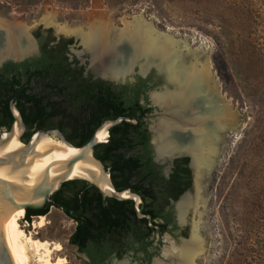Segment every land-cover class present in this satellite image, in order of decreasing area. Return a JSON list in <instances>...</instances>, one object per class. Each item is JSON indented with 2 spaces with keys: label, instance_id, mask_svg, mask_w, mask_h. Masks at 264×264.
Returning a JSON list of instances; mask_svg holds the SVG:
<instances>
[{
  "label": "rangeland",
  "instance_id": "rangeland-1",
  "mask_svg": "<svg viewBox=\"0 0 264 264\" xmlns=\"http://www.w3.org/2000/svg\"><path fill=\"white\" fill-rule=\"evenodd\" d=\"M140 16L197 48L211 93L238 121L227 129L218 162L200 186L204 254L196 264H264V0H0V17L21 21L31 33L50 26L53 34L70 36L58 26L86 29L100 18L118 31ZM45 17L54 24H44ZM41 217L42 227L33 225L39 218L25 221L24 214L19 225L48 241L53 261L82 264L67 244L70 221L55 208ZM43 253H33L31 263Z\"/></svg>",
  "mask_w": 264,
  "mask_h": 264
},
{
  "label": "flooded vegetation",
  "instance_id": "flooded-vegetation-1",
  "mask_svg": "<svg viewBox=\"0 0 264 264\" xmlns=\"http://www.w3.org/2000/svg\"><path fill=\"white\" fill-rule=\"evenodd\" d=\"M50 28L48 26L44 28L45 30L32 32L37 47L31 48L32 53L29 56L20 61L8 59L0 65V131L9 129L12 124L13 114L10 103L14 95L16 108L19 101L47 102L51 100L50 88L42 82L43 75L36 71L42 66L41 60L46 59L43 57V52L50 51V45L61 43L59 59L63 72L62 97L65 117L98 116L95 96L99 93L97 87L99 80L105 82V86L111 93L120 94V104L129 113L133 112L131 100L135 96L139 109L137 108L138 110L136 109L133 114L139 117L140 125L137 129H130L124 134L132 140L140 134L144 137L147 143L145 146L150 150L152 161L159 166L163 178H111L108 171L110 175V178H107L108 183L114 188L117 197L100 191L95 183L79 179L80 185L94 188L76 193L82 199L79 207L64 211L54 205L42 210L43 206L31 217L40 219L42 215L49 213L50 208L58 209L72 224L67 244L74 249L75 256L82 264H154V262L173 264L172 257L164 255V249L173 251L182 242L187 241L191 236L192 225L197 221V234L203 243V214L201 200H198L196 207H189L186 210L183 221L180 222L178 216L179 200L187 193L192 197L195 195L194 171L190 166L191 156L183 152L174 157L171 162L165 163H159L154 159L153 132L150 126L151 118L155 116L154 111H160V109L152 102L151 93L154 88L161 86L158 84L164 82V75L157 73L154 67H150L149 72H147L148 69L140 73L139 66L135 64L124 81L114 82L103 79L91 64L90 53L80 44L79 38L72 34L70 36H64L61 33L55 35ZM43 41L47 42V48L40 46ZM48 59L56 60L57 57L50 54ZM25 60L28 61L23 65H17L15 75L31 78L30 84L25 86L28 95L20 94L23 84L14 83L6 78L9 76L6 71L8 69L6 62L21 63ZM146 72L145 76L141 75ZM47 77L50 78V76ZM48 82L50 83V80ZM84 86H87V89ZM161 91L163 90L157 93ZM191 103L193 104L191 101L189 108L184 112L187 119L193 112ZM113 109H115L114 106ZM10 117L11 120H9ZM7 125L8 128H5ZM67 129L68 124L65 127V130ZM225 133L217 135L219 142H216L215 165L223 147ZM109 134L108 129L106 138ZM141 147L143 145L138 142L132 145L121 144L122 149L138 150ZM167 165L169 167L166 169ZM174 169L179 171L178 178H169ZM105 188L109 189V187ZM68 194L72 193H65V195ZM202 243V250L194 258V264L204 254Z\"/></svg>",
  "mask_w": 264,
  "mask_h": 264
},
{
  "label": "bare ground",
  "instance_id": "bare-ground-1",
  "mask_svg": "<svg viewBox=\"0 0 264 264\" xmlns=\"http://www.w3.org/2000/svg\"><path fill=\"white\" fill-rule=\"evenodd\" d=\"M42 20L46 25L54 24L53 18L45 17ZM58 30L80 39V44L90 53L91 64L103 76L124 78L132 72L133 65L137 64L140 73L154 67L172 84L171 89L165 88L161 92L151 93L152 102L164 113L154 124L153 142L158 157L178 152H186L191 156L195 195L192 197L187 193L177 203L178 216L180 222L183 221L186 210L196 207L200 200L199 190L204 180V173L200 170L212 165L215 158L213 156L217 150L216 142H219V133L216 131L223 129L226 132L229 128L233 129L234 121H237L225 102L220 106L215 102L214 94L211 93L212 87L207 84L206 61L202 60L204 62L198 65L197 48H191L187 42L175 39L169 33L157 31L151 23L141 19V16L124 22V26L118 31L106 26L102 18L86 29L62 24L58 26ZM33 46L35 45L28 29L21 21L0 17V60L4 57H19L30 52ZM191 101L193 112L187 119L184 112L189 108ZM18 129L14 124L12 137ZM104 131L105 129H101L96 133L98 140H102ZM22 216L23 214L10 216L8 229V238L20 263L32 264L33 253L42 250L44 253L38 255V264H64L66 261L62 258L54 261L50 258L48 241L34 239L22 230L19 225ZM42 219L41 217L37 225L33 224L34 227H42ZM197 222L193 223L191 236L187 241L182 242L173 251L164 249V255H170L173 264H194V258L202 250V240L197 234ZM56 247L59 250L60 245L57 244Z\"/></svg>",
  "mask_w": 264,
  "mask_h": 264
},
{
  "label": "water",
  "instance_id": "water-1",
  "mask_svg": "<svg viewBox=\"0 0 264 264\" xmlns=\"http://www.w3.org/2000/svg\"><path fill=\"white\" fill-rule=\"evenodd\" d=\"M28 34L36 48V40L29 29ZM31 53L32 51L15 58L4 57L0 60V65L8 59L13 61L23 60ZM149 71L150 69L147 72ZM147 72L141 75L145 76ZM156 72L160 73L157 70ZM125 77L115 79L101 75V78L114 82L124 81ZM171 87L172 84L164 77L163 84L158 88H154L152 92ZM213 94L215 102L220 106L222 100H219L217 94ZM10 107L13 114L12 124L9 129L0 131V264H21L8 238L10 216L25 214L24 210L26 208H42L49 200L50 195L64 181L72 179H86L99 186L100 191L117 197L114 188L108 183L107 178H110V175L107 168L94 155V146L97 143L107 141V131L114 124L121 120L135 123L136 120L123 116L113 120H105L93 130L89 140L82 146L71 144L57 128L48 130L37 129L31 134L29 140L24 143L21 141V136L23 135L25 124L19 110L15 106V95L11 99ZM159 109L160 111H154L155 116L151 118L152 139L155 134L154 124L158 117L164 114L160 107ZM14 124L19 129L15 136L12 137ZM101 129H105V131L102 140H98L96 133ZM217 131L220 134L224 133L223 129H218ZM39 136L41 137L39 138ZM153 144L154 159L159 163L171 162L174 157L183 153L178 152L170 156L158 157L155 143L153 142ZM76 148L80 149V151ZM216 154L217 151L214 156ZM215 162V158H213L212 165L207 166L205 169L202 168L200 171L204 175L209 174L215 167ZM168 167L169 165H167L166 169ZM105 187H109V189Z\"/></svg>",
  "mask_w": 264,
  "mask_h": 264
},
{
  "label": "trees",
  "instance_id": "trees-1",
  "mask_svg": "<svg viewBox=\"0 0 264 264\" xmlns=\"http://www.w3.org/2000/svg\"><path fill=\"white\" fill-rule=\"evenodd\" d=\"M22 1L26 4H33L37 0H14ZM250 46V43L248 42ZM40 46L47 48V42L43 41ZM50 51L43 52V60H41L42 66L37 69V73L42 74V82L48 86L51 90L49 94L50 101L47 102H32V101H19L16 105L20 112L21 118L25 124V132L21 136L22 142H27L31 134L37 130H48L57 128L61 131L67 141L75 146H82L85 144L93 130L99 126L105 120H113L120 116L127 117L129 119L136 120L135 123H130L125 120H121L109 128V136L106 142L97 143L94 146V155L103 162L107 171L110 172L111 178H163L160 174L159 166L152 161L150 150L145 146L147 143L140 134L135 140L128 138L124 133L130 129H137L140 125L139 117L134 115V111L138 108L137 98L132 97L131 110L132 113L127 112L125 107L120 104L121 97L119 93H111L108 87L105 86V82L99 80L98 94L95 96V100L98 106V116H81V117H65V106L63 103L62 89H63V72L62 64L60 61V49L61 43L50 45ZM51 52V53H49ZM57 57L56 60H49L48 55ZM28 60L21 63H15L12 61L6 62L10 81L14 83L23 84L20 94L28 95L25 90V86L30 84L31 78L29 76L20 77L15 75L17 65H23ZM5 65V66H6ZM6 68V67H5ZM47 76H50L48 78ZM50 80V83L48 82ZM108 85V84H107ZM87 89V86H84ZM113 106L115 109H113ZM112 107V109H111ZM6 110V104L4 106ZM139 109V108H138ZM137 109V110H138ZM11 120V117L9 118ZM138 121V122H137ZM68 124V129L65 130ZM8 128V125L5 127ZM114 132L121 133L120 135ZM77 139V140H76ZM141 143L143 147L138 150L135 149H122V143ZM179 171L174 169L169 178H178ZM79 179H72L64 181L60 187L54 191L49 200L45 203L42 210H46L49 206L54 205L61 210L69 211L80 206V197L76 194L79 191L92 190L94 188L84 187L79 184ZM66 192L72 194L65 195ZM69 202L72 204H69ZM38 209L26 208L24 210L25 220H30L31 216L36 214Z\"/></svg>",
  "mask_w": 264,
  "mask_h": 264
},
{
  "label": "built area",
  "instance_id": "built-area-1",
  "mask_svg": "<svg viewBox=\"0 0 264 264\" xmlns=\"http://www.w3.org/2000/svg\"><path fill=\"white\" fill-rule=\"evenodd\" d=\"M23 217V216H22ZM26 221V220H25Z\"/></svg>",
  "mask_w": 264,
  "mask_h": 264
}]
</instances>
